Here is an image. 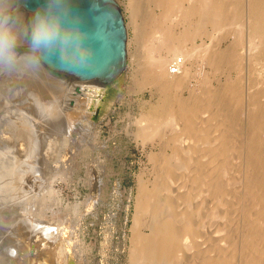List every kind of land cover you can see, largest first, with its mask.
Masks as SVG:
<instances>
[{"label":"bare ground","instance_id":"bare-ground-1","mask_svg":"<svg viewBox=\"0 0 264 264\" xmlns=\"http://www.w3.org/2000/svg\"><path fill=\"white\" fill-rule=\"evenodd\" d=\"M117 1L133 30L128 39V44L134 42L132 88L150 90L139 114L130 118L134 129H126L145 150L150 146L148 160L158 162L152 179L139 175L137 180L128 264H264V0ZM220 35L228 39L222 48L216 46ZM207 67L223 69L225 80L216 78L217 84L205 89L201 82L208 83ZM232 68L238 75L232 77ZM253 72L258 76L251 78ZM36 75L42 84L44 79ZM54 79H49L54 97L39 99L37 105L46 118L67 110L68 139L83 111L93 116L104 91L97 81ZM59 90L68 92L66 101H73L72 106L55 96ZM87 123L97 137V124L91 118ZM28 126L18 133L26 132L31 155L37 138ZM197 152L201 154L195 156ZM235 159L236 166L228 164ZM229 169L234 176L227 174ZM229 198L232 213L220 214ZM216 218H225L223 225L208 241L202 239L206 222ZM81 225L80 218L73 234L76 243L82 241L77 232ZM49 235L55 239L58 234ZM77 249L76 264H81Z\"/></svg>","mask_w":264,"mask_h":264},{"label":"rangeland","instance_id":"rangeland-1","mask_svg":"<svg viewBox=\"0 0 264 264\" xmlns=\"http://www.w3.org/2000/svg\"><path fill=\"white\" fill-rule=\"evenodd\" d=\"M22 8L26 15L30 14ZM121 9L125 20H128L122 6ZM141 12L136 18L138 23L143 17ZM127 30L129 39L133 30L131 27H127ZM224 35L217 38L216 46H226L228 39ZM206 40L210 41L209 38ZM128 41L125 70L114 82L102 87L103 97L96 105L93 116L89 111H83V120L78 127L74 126L78 132L71 128L72 135L67 136L68 139L64 138L69 128L67 110L46 118L40 115L37 101L54 97L49 92L52 86L50 80L54 78L73 83L81 80L66 72L50 70L47 65L39 72L44 79L42 84L36 74L0 76V264H76L75 247L78 244L77 254L82 258L81 264H128L129 225L134 211L137 180L139 175L152 179L158 170V162L148 160L147 150L150 146L145 150L129 133L135 127L130 118L139 114V104L150 98V90L132 88L129 72L134 42L128 44ZM200 41L197 38V42ZM232 70V77L238 75L236 69ZM209 71L208 83L201 82L205 89L217 84V79L225 80L226 77L223 69ZM255 72L251 78L258 76ZM241 75L244 78V72ZM197 77L199 79L200 75ZM56 92L55 96L64 106L73 105V101H66L67 91ZM76 92L77 89H74V94ZM80 106V109H84V106ZM242 110L243 105H240L237 109L239 116ZM90 118L97 124V137L89 131L87 122ZM24 124L29 125L28 128L37 138L31 155L28 154L26 132L19 134L21 128L24 130ZM237 161L235 159L228 164L236 166ZM228 172L232 176L235 174L232 169ZM228 201L227 206L221 208L224 212L219 210L220 214L232 213L234 202L230 198ZM80 218L82 225L77 232L82 241L76 243V221ZM211 220L202 229V239H209L214 229L222 223L221 218ZM52 231L58 234L55 239L49 235ZM196 249L195 246L193 251Z\"/></svg>","mask_w":264,"mask_h":264},{"label":"clouds","instance_id":"clouds-1","mask_svg":"<svg viewBox=\"0 0 264 264\" xmlns=\"http://www.w3.org/2000/svg\"><path fill=\"white\" fill-rule=\"evenodd\" d=\"M96 60V36L73 0H43L30 14L22 0H0V76L35 75L45 65L85 68Z\"/></svg>","mask_w":264,"mask_h":264},{"label":"water","instance_id":"water-1","mask_svg":"<svg viewBox=\"0 0 264 264\" xmlns=\"http://www.w3.org/2000/svg\"><path fill=\"white\" fill-rule=\"evenodd\" d=\"M41 3L43 0H22V7L31 13ZM73 7L96 36L95 63L70 70L47 66L77 80L100 82L104 87L114 82L127 65L128 30L121 6L117 0H73Z\"/></svg>","mask_w":264,"mask_h":264}]
</instances>
